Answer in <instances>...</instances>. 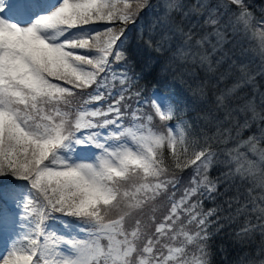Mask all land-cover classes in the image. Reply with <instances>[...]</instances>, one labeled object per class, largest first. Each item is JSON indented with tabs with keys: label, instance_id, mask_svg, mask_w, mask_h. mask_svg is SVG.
I'll use <instances>...</instances> for the list:
<instances>
[{
	"label": "snow or ice",
	"instance_id": "obj_1",
	"mask_svg": "<svg viewBox=\"0 0 264 264\" xmlns=\"http://www.w3.org/2000/svg\"><path fill=\"white\" fill-rule=\"evenodd\" d=\"M145 7L146 0H0V176L26 182L22 191L0 188V200L22 210L17 215L0 204V228H18L0 264H209L212 217L217 223L220 217L218 208L204 211L203 201L214 200L223 181L208 173L217 162L214 145L233 140L235 147L225 150L229 171L221 176L229 187L237 180L252 184L250 199L236 211L256 214L264 230V129L259 136L241 135L257 116L264 121L255 98L240 95L253 79L247 66L233 62L220 75L223 81L233 68L239 73L215 96L223 116L212 135L198 137L191 125L172 123L170 100L146 102L151 112L132 109L128 77L112 66L125 59L127 25ZM6 8L20 21L6 18ZM192 14L204 19L187 29L183 18L159 21V39L152 41L157 50L177 40L181 50L204 49L191 55L211 70L223 60L213 56L231 28L257 40L264 55V17L257 19L245 0H223L214 10L198 0L183 17ZM118 75L122 89L113 95ZM243 195L237 188L227 208ZM161 200L168 204L158 215ZM62 218H75L86 238L71 235ZM53 220L69 234L51 230ZM254 228L249 222L238 235L246 238Z\"/></svg>",
	"mask_w": 264,
	"mask_h": 264
},
{
	"label": "trees",
	"instance_id": "obj_2",
	"mask_svg": "<svg viewBox=\"0 0 264 264\" xmlns=\"http://www.w3.org/2000/svg\"><path fill=\"white\" fill-rule=\"evenodd\" d=\"M153 1L155 0H150L149 4L140 12L137 23H142L143 27L139 35L136 25L131 23L128 24L124 37V41L126 39V42L123 43L121 48L125 54V59L113 64L112 71L117 74L124 73L127 75L128 84L124 85V87L130 85V93L128 94L131 95V104H128L132 106L133 103L137 101L136 104H138L142 112H146L147 110H145V107L143 108L141 106L140 102H142V99L147 96L149 90H151V84L147 86L148 76H153L155 73L162 75L161 83H164V91H174L175 94L172 92V95L176 97L174 99L176 104L184 107L194 116L189 119L187 114L185 124L191 125L192 132L198 137L202 131L206 132L208 135H212L215 132V120L223 116V112H217L215 110V96L222 90L231 87L239 73H236L233 68L232 75L223 81L219 80L220 75L230 66H233V62L237 65H246L250 74V69H252L254 65H247V62L252 58L243 48H236L234 52L231 50L228 54V63L219 65L217 69L210 70L208 75L203 74V72H198L195 82L192 80L193 82L189 85L188 83L191 77L188 72L189 66H186L184 71L185 82L183 84H174L176 81V74L180 73V62L183 60L185 49L181 50L180 41L178 44L174 42L173 48L168 50H166L168 44L159 47V50H157L158 45L152 43L153 40H158L156 32L159 30V21L158 19L155 20L153 16L155 15L154 12H156L154 8H157V3L155 1L154 5H151ZM196 22H199V20ZM117 26L119 27L120 25ZM220 54L221 51H219V55ZM255 62L258 70L263 71V68L261 69L260 65H258L259 61L255 60ZM109 75L111 77V73ZM199 77H201V79H198ZM114 83L115 88H119L121 91L122 86L119 83V75ZM144 83L145 87L143 86ZM254 87H256L257 90L258 88L264 90V80L260 79L257 82L251 80L248 85L240 89V95L245 98L254 97ZM135 93H139V96H136ZM178 100L185 101L186 104L184 103L182 105L177 102ZM260 102L261 100L257 103L258 112H260L261 108H264V105H261ZM240 119L243 120L244 117L240 116ZM156 122L159 123V121ZM251 123L252 126L250 128L243 130L241 134L242 138L246 139L253 134L259 136L261 130L264 128V121H262L259 116ZM236 143L237 141L233 140L227 145H214V148L218 152V157L217 162L214 163L208 175L212 180H217L219 178L223 182L219 184V195H217L214 200L204 198L203 201L204 211L211 208H218L220 217L218 223L215 222L216 217H212L214 223L210 226L211 239L208 241L209 255L207 258L209 264H264V230L259 227L260 222L257 223L256 215L250 212L238 213L236 211L240 205L245 204L247 200H249L246 189L251 187L252 184H241L237 180L229 187V182L224 180L221 176V173L228 172L230 167L227 163L228 157L225 154V150L235 147ZM245 150L246 149L243 148L241 149V151ZM231 167H234V165H231ZM190 176V171L182 174L181 184L178 185L176 190L177 198L182 193L183 187L187 186ZM25 184L26 182L17 180L10 175L0 176V188L6 189L16 185L25 187ZM237 188H239L240 193L244 194L243 198L239 200V203L233 202L232 208L228 209L225 201L237 195ZM0 204L4 205V200H0ZM167 204V200L157 202L158 207L161 209L158 215L163 213ZM65 219L69 222L72 220V218ZM54 221L61 223L58 220ZM249 222L255 225L253 231H251L246 238L238 235L241 229L245 228Z\"/></svg>",
	"mask_w": 264,
	"mask_h": 264
},
{
	"label": "rangeland",
	"instance_id": "obj_3",
	"mask_svg": "<svg viewBox=\"0 0 264 264\" xmlns=\"http://www.w3.org/2000/svg\"><path fill=\"white\" fill-rule=\"evenodd\" d=\"M149 1L150 0H146V6L149 4ZM190 1L191 0H163V2H162L160 7L154 8V10L156 11V12H154V14H157L158 12L163 13L164 15H162V18H165L166 16H171L172 17V14L177 13V17L174 18V19L178 20L179 18H183V13H184L185 6ZM29 2H32V0H24V1L23 0H8V3L13 4V5L26 4V3H29ZM34 2H38V0H34ZM154 3H155V1H153V3L151 5H154ZM173 3L179 5L180 7L178 9H175V8L174 9H170L169 5L173 4ZM209 3L211 4V7H210V5L208 4V1H207V4L209 5L210 9L213 8V7H217V5L221 4L220 2H218L216 0H209ZM226 10L229 13V15L231 14V12L235 11L234 8L230 9V10L229 9H226ZM3 15L6 18L13 19V22H19L20 21V17L19 16H10L11 12L7 8L5 9V12L3 13ZM138 17H140V14H139ZM154 17H155V20L158 19V21H160L162 19L160 17L159 18H157L156 16H154ZM255 17H256V15H255ZM142 27H143V25L140 26L139 31H138V35H139ZM227 32H229V31H227ZM233 32L236 33L237 31H233ZM129 35H130V33H129ZM231 41H232V37L230 36V33H229L228 37L226 38L225 45L231 43ZM125 42H126V39H125L124 43ZM247 45H248L249 49L246 50V52H248L249 56L252 58L249 62H247V65L248 64L254 65V67L252 69H250V75L253 78L252 80L254 82H257L260 79L264 80V55L261 54V50H260V48L258 46V41L248 38ZM219 50H220V48H219ZM223 52L228 54L226 51H223ZM250 52H252V54H250ZM255 60L259 61L258 65H260L261 69L263 68V71H259L258 70ZM248 84H246V85H248ZM246 85H244V86H246ZM143 86L145 87V83H144ZM115 91H117V92H115ZM119 92H120V89L119 88L116 89L114 87L113 94L116 95ZM263 95H264V90L263 89L261 90L260 88H258V90H257V88L254 87V97H255V99L257 101L256 103H258V101L262 100ZM108 102H110V101H108ZM137 107H138V104H136V101H135L133 103V105L131 106V108L132 109H136ZM174 107H175V110H176V116H175V119H174L173 123L175 124V123L178 122V118H179V116H180V114L182 112V108L181 107L177 108L176 103H174ZM245 183H249V182H245ZM14 188L16 190H18V191H22V190L25 189V187L21 186V185H16V186H14ZM259 192H260V189L257 187L253 194L255 195V194H258ZM249 199H250V197H249ZM7 204L9 206V209L12 212L17 213V215H19L21 213L22 210L17 209L15 203L7 201ZM249 207H251V205H249ZM254 215H256V214H254ZM256 222L258 223L259 221L256 219ZM49 223H50V225L57 224L55 221H53V222L51 221ZM17 231H18V228L16 227V225H13L11 227L0 228V253L6 254V250L9 248L10 240L15 235V233ZM64 251L67 252L68 251L67 248L64 249Z\"/></svg>",
	"mask_w": 264,
	"mask_h": 264
}]
</instances>
